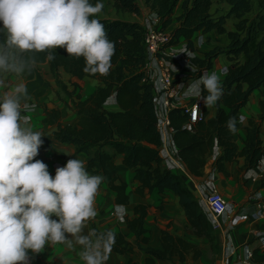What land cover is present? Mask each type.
I'll list each match as a JSON object with an SVG mask.
<instances>
[{"label":"trees","instance_id":"1","mask_svg":"<svg viewBox=\"0 0 264 264\" xmlns=\"http://www.w3.org/2000/svg\"><path fill=\"white\" fill-rule=\"evenodd\" d=\"M145 5L160 18L161 26L170 23V14L178 3L179 13L175 16L177 24L171 28L172 35L183 38L191 45V35L196 30L225 33L228 42L220 49L214 44L204 49L202 54L194 56L192 61L198 67H211L212 60L218 54H224L227 74L221 79L224 94L214 106L215 113L211 118L196 121L192 128L182 126L186 120L185 113L178 109H170L168 117L173 126L172 140L177 150V156L190 175L200 176L206 157L218 148L213 160V170L224 172L223 162L231 160L236 155H243L245 169L255 166L264 157V143L258 135L259 122L248 119L246 134L242 145L237 148L234 132L228 130L226 121L235 118V129L238 108L245 103L249 93L261 87L264 90V35L258 32L264 28V0H259V10L253 18L247 19L244 13L249 11V0H218L227 4L223 13L212 16L209 11L214 0H143ZM97 0H90L96 3ZM116 10L139 12L136 0H111ZM235 18L232 29L225 30L223 22L226 17ZM109 40L115 44V54L112 57L109 75L92 76L83 71L84 59H75L67 55L64 49H56V58L46 59L45 53L34 54L36 63L46 62L52 74L62 69L70 76L81 78L87 76L97 80V84L84 98L77 94L72 99V107L77 114L76 124H61L58 122V109L43 108V120L55 121V128L48 134H43L45 146L56 143H70L76 152L85 153L86 170L89 174L101 175L103 182L113 191L115 203L127 202L126 183L119 179L114 168V156L121 154V161L131 170V176L138 181L133 191L139 195L147 192L170 190L177 196L189 233L204 236L212 242L214 236L212 226L195 198L192 191L182 180L184 175L172 172L161 164L156 146L159 139L155 128V116L151 104V86L141 81L145 52L142 42V26L134 20L100 17ZM5 40V33L0 26V43ZM241 55V58L238 56ZM28 90V96L41 95L49 86V81L40 73L35 64L31 73L20 76ZM76 83L72 82L74 86ZM67 95L70 91H65ZM109 95L116 97V109H109L105 100ZM206 95V93H205ZM260 113L258 119L264 117V96L259 99ZM206 109L203 108L205 115ZM258 187L264 188V170ZM133 215L124 217L125 227L134 234L136 239L146 242L141 235L146 228L143 217L146 213L144 203H136L132 208ZM113 231L116 243L113 251L130 252L132 246L124 238L123 233L110 228L97 229L90 223V231ZM139 236V238H138ZM160 247L149 245L141 247L144 258L140 264H157L156 260L170 259L176 256L183 260L190 252L192 259L199 254L195 242L181 235L171 233L165 228L160 229ZM253 250V255L254 251ZM40 254V253H39ZM39 254H31L29 264H42ZM121 264H138L129 259Z\"/></svg>","mask_w":264,"mask_h":264},{"label":"clouds","instance_id":"2","mask_svg":"<svg viewBox=\"0 0 264 264\" xmlns=\"http://www.w3.org/2000/svg\"><path fill=\"white\" fill-rule=\"evenodd\" d=\"M103 8L100 0L94 5L90 0H0L5 33L0 43V264H29V253L73 242L81 246L84 264H106L116 243L110 230L84 234L87 222L97 216L95 198L104 177L89 174L86 162L76 158L50 175L47 164L34 159L44 135L33 131L30 118L22 114L29 107L24 103L27 87L19 83L9 90L7 80L9 74L31 73L34 54L45 53L48 61L54 60L58 48L75 59L82 57L85 73L109 75L115 44L95 18ZM223 94L216 72L204 73L184 93L202 100L206 108L214 107ZM111 102H116L115 95ZM235 124L233 117L226 121L231 132ZM114 214L123 221L127 210L117 205Z\"/></svg>","mask_w":264,"mask_h":264},{"label":"crops","instance_id":"3","mask_svg":"<svg viewBox=\"0 0 264 264\" xmlns=\"http://www.w3.org/2000/svg\"><path fill=\"white\" fill-rule=\"evenodd\" d=\"M136 2L139 7L138 13L123 11V15L112 16L109 18L134 20L140 23L146 12H149V8L145 5L143 0H136ZM214 2L215 1L211 3L209 9L211 15L216 16L223 13L224 11H218L216 14H212V10H214ZM220 4H224L226 6L225 8H227V4L225 2L220 1ZM179 11L180 8L177 3L170 14V23L167 27L172 28L177 24L175 16L179 13ZM96 17L100 18L107 16L101 15ZM227 20H230L229 24L226 22ZM234 21L235 18L232 16L226 17L223 22L225 30L232 29ZM212 33L215 35L219 34L213 30H209L204 32L205 38ZM211 39L208 43L212 42ZM215 43L216 42L212 44L214 45ZM213 45L208 46L207 44L204 49L210 48ZM238 58H241V55H239ZM227 62L228 59L221 53L213 58L212 66L217 67L219 65L226 64ZM58 70L65 73L69 81L62 80L55 83L51 82L49 78L44 76L49 81L48 88L41 95L36 97L29 96L24 101L31 102L35 106L30 124L33 131H40L42 134L50 133L56 125L55 121L47 122L43 120V108L58 109V122L61 124H76L77 114L72 107L71 100L75 99L76 94L80 98L86 97L97 84V80L94 78L87 76L76 78L70 76L60 68L57 69V71ZM220 79H222V77ZM7 80L9 82V90L17 84L23 83L22 78L16 76L15 74H9L7 76ZM72 82H75L76 84L73 86ZM65 91H70L71 94L67 95ZM263 96L264 90L261 87H257L249 93L245 103L238 108L237 121L239 126L234 132V141L237 148H240L242 145L249 118L259 122L258 135L261 142L264 143V117L262 119H258V114L260 113L259 99ZM106 106L109 109L117 108L116 103H110ZM205 109L206 113L204 118H211L215 113V108L205 107ZM217 151L218 148L216 147L213 149V152L206 157L202 168L203 173L200 176L190 175L191 179L185 177L182 180L189 187L201 205L200 194L197 190L196 183L199 184L202 177H204L207 173H211L212 183L217 191L228 202H230L235 209L248 212L252 208L251 200L253 195L264 198V188L258 187L259 178L264 170V158H261L255 166L245 169L243 167V155H236L231 160H225L223 162L224 172L215 171L212 170V168L214 156ZM70 158L85 161V153L82 151L76 152L72 144L64 142L56 143L50 146H45L43 143L39 149V155L34 159H39L46 163L50 175L54 176L55 169L58 167L57 164H59V166H64L66 161ZM113 163L119 179L126 183L125 190L127 194V202L125 204H121L127 210L126 216L131 217L133 215L132 208L134 204L144 203L146 205V213L143 217V226L146 230L141 235L145 236L147 241L143 242L136 239L134 234L125 227L124 222L120 221L115 214L111 213L112 207L115 204L114 193L102 181L95 198L97 216L94 220L87 222L86 227L84 228V234L90 232V223L92 222L97 229L106 227L112 230L120 231L123 233L127 242L132 246V250L125 253H118L112 250L106 264H121L128 259L140 264L145 255L141 247L145 245L155 248L160 247L158 236L160 229L162 228L167 229L173 234L181 235L184 238H189L191 240L201 238L187 232L186 227L188 226L184 213L179 206L177 196L173 192L166 189L159 192L155 190L147 192L146 189H144L143 193L139 195L133 191V188L138 184V181L132 178L131 170L122 163L120 153H117L114 156ZM53 218L55 219V217ZM228 225H230L229 217L223 214L220 215L218 224L212 228L214 236L213 246L216 249L214 259L215 264H223L222 255L228 245H238L242 242L250 241L252 240L251 232L254 228L264 229V216L260 219H253L251 217H247L246 219L241 218L237 220L236 223H232L227 229ZM69 240H71V237H69ZM81 251V246L75 244L74 242L71 246H69L68 243L49 244L39 254V257L43 260L42 264H84V261L81 258ZM253 259L264 264V245L255 249ZM174 261H179L176 256H172L170 259L166 260H156L157 264H171V262Z\"/></svg>","mask_w":264,"mask_h":264},{"label":"built area","instance_id":"4","mask_svg":"<svg viewBox=\"0 0 264 264\" xmlns=\"http://www.w3.org/2000/svg\"><path fill=\"white\" fill-rule=\"evenodd\" d=\"M139 24L142 26V42L145 52L142 66L144 75L141 81L148 82L151 86L150 100L159 139L156 146L157 153L162 166L191 179L190 174L177 156V150L172 140L174 128L170 124L168 112L175 108L185 113L186 120L182 126L191 129L196 121L204 118L203 108L205 106L202 100L184 95L187 85L199 79L204 73L216 72L220 78L223 77L224 70L227 69L226 64L217 67L211 65L206 68L198 67L192 61L194 56L201 55L204 50L205 34L201 30L194 31L190 38L191 45H188L185 39H176L172 35L171 28L161 26L160 18L151 10L146 12ZM182 51H186L187 54L180 53ZM172 65L177 71L173 70ZM112 96L109 95L106 98L105 105L113 103L111 102ZM24 103L29 107L27 111L22 110V114L27 115L31 120L35 106L31 102ZM197 104L199 109L196 107ZM196 187L200 194L202 209L212 228L218 224L219 217L223 214L229 217L230 225L241 218L260 219L264 216V198L253 195L252 208L248 212L235 209L214 187L211 173L202 177L199 184L196 183ZM117 205L121 204L113 205L112 214H114ZM230 225L227 226V229ZM251 236L252 240L250 241L238 245H228L222 255L223 264H262L253 259V250L264 245V229L254 228ZM176 264L187 263L179 260Z\"/></svg>","mask_w":264,"mask_h":264},{"label":"rangeland","instance_id":"5","mask_svg":"<svg viewBox=\"0 0 264 264\" xmlns=\"http://www.w3.org/2000/svg\"><path fill=\"white\" fill-rule=\"evenodd\" d=\"M214 5L213 8L214 10H212V14H216L218 11L223 12L226 8V6L224 4H220V1L218 0H214ZM100 2H102L104 4V8L102 10L101 13H99L97 16H107V17H112V16H119V15H123L124 12L120 11V10H116L114 9V7L111 4V0H100ZM259 0H249V4H250V9L249 11L244 13V16L247 19H251L254 17V15L256 14V12L259 10V5H258ZM97 3V2H96ZM96 3H93L96 4ZM176 11V10H175ZM230 20H227L226 22L229 24ZM264 35V28L258 32V35ZM212 38V39H211ZM212 40V42L208 43L209 40ZM215 43L216 47L223 49L225 48L228 39L226 37L225 33H219V34H214L212 33L211 35L207 36L205 38V45L203 47V49L206 47V45H213L212 43ZM36 66L38 67L40 73L45 76L46 78H49L51 80V82H55L57 83L58 81H62V80H66L69 81L67 79V76L65 73H63L61 70H56V72H54V74H52L50 72V70L47 67V64L45 62H41V63H37ZM187 232L189 233L188 228L186 227ZM201 237L197 240H193L196 244V246L199 249V254L196 258L192 259L190 252H187L184 259L181 260L187 264H215L214 263V259H215V253H216V249L213 246V240L212 242H210L206 237L204 236H198ZM203 254V256H202ZM220 262V261H219ZM171 264H176V261L171 262Z\"/></svg>","mask_w":264,"mask_h":264}]
</instances>
